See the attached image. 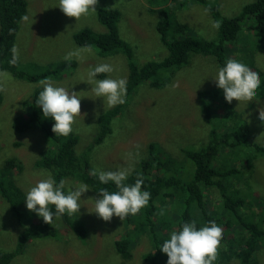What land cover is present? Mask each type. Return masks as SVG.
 <instances>
[{
  "label": "rangeland",
  "instance_id": "rangeland-1",
  "mask_svg": "<svg viewBox=\"0 0 264 264\" xmlns=\"http://www.w3.org/2000/svg\"><path fill=\"white\" fill-rule=\"evenodd\" d=\"M254 1L207 0L209 6L215 4L220 7L222 18L239 16L242 9ZM29 2L30 13L27 19L21 22L16 38L15 52L18 62L13 66L27 65V68L40 67V70H43L44 65H47L45 60H56L65 69H60L62 78L57 81L51 74L48 78L63 86L73 85L70 91H81L85 95H90L87 91L90 90L91 85L87 82H79L76 78L86 75L89 67L98 63V54L93 48L78 46L74 41V35L86 27L97 33H106L107 29L98 22L93 13L82 16L78 20L75 17L59 15L56 20L50 18L48 21H41L50 8H56V0H29ZM157 6L156 9L164 7L170 18L172 24L169 30V33H172L169 36L170 41L188 34L207 41L219 38L221 19L217 20L218 23L214 22L209 10L201 3L194 0H158ZM95 8H115L121 12L123 18L119 21L120 35L136 50L135 61L139 66L168 57V52L161 44L160 35L156 30L159 13L148 12L142 24L133 21L136 18L141 19L145 11L149 9L146 0H98ZM125 15L128 17L127 20L124 18ZM213 22L217 27H212ZM177 25H187L189 30L185 33L175 32ZM246 28L245 26L244 30ZM228 47L227 58L233 57V53L235 58L246 61L250 66L256 69L260 66L264 69L263 53L258 51L251 56L250 51L242 50L240 45L228 44ZM69 52H78V55H73L66 60L65 56ZM165 54L166 56L161 59ZM50 60L46 62H52ZM119 60L120 64L116 65L115 63ZM112 67L113 72L109 73L110 76L123 77L129 74L127 60L123 55L112 57ZM214 67L209 56L197 54L192 56L188 65L179 69H168V72L164 71L155 76L153 79H166L164 83L159 82L158 88H153L146 82L141 84L125 100L126 104L121 107L122 112L113 119L112 132L107 133L99 143H94L100 132L98 124L95 123L103 112L102 100L83 97L80 102L83 118L74 125L72 132L81 136L77 145L80 155H87V161L92 162V169L115 170L118 167L131 166L134 172L141 168L143 161L154 158L150 154V144L157 145L153 153H157L159 158L166 160L165 154L174 158L181 157V151L184 149H202L206 145L207 132L209 133L211 128L217 129L219 134H224L231 128H236V125L244 124L247 135L243 139L257 146L259 151L254 149V156H256L254 166L250 169L244 168V176L240 178L242 182L237 187L241 188L245 194L249 192L250 186L253 187L254 211L248 212V209L246 213L258 214L261 210L256 198L260 196V193L264 194V123L257 118V109L264 107V98L257 94L249 101L242 100L239 103L238 99L233 97L231 102L228 101L231 108L229 109L225 105L226 100L222 90L215 86L210 77ZM46 71L50 73L56 70L47 69ZM211 86H215L213 90L219 91L222 98L213 100L214 112L211 115V123H207L204 120L207 114L203 116L201 112L203 102L201 93L205 91L212 93ZM36 88H41L39 82L31 84L14 78L7 71L0 73V89L4 95V101L0 107V118H2L0 119V169L9 157H15L23 163L26 171L21 177L16 174V170L14 172L10 170L24 193L28 186L34 184L39 178L34 173L40 169H33V163L35 159L41 157L39 150H42L43 145L40 135L42 132L29 130L21 135L14 125L18 127V124H22L24 120L28 121V113L23 110L21 102L27 91ZM89 111H94V114L90 115L91 118L95 117L93 123L87 120ZM16 142H24V144L16 146ZM88 148L91 150L89 151ZM249 150L241 148L233 151L236 157L229 152L226 157L234 161V163L229 161L230 167L235 166V163L237 167L247 165V154L253 153ZM241 151L245 153L240 156ZM237 152L239 154H236ZM10 170L5 171L4 176L10 177L8 175ZM236 180L239 182L238 178ZM65 182L67 186L78 181L66 179ZM91 198L95 199L97 195L90 189L82 194L83 205L72 220L75 226L79 224L83 226L84 235H76V231L74 232L64 221L58 227L59 229L57 228L58 233L55 238L43 237L28 240L23 244L24 251L14 256L9 264H123L124 262L125 264H149L145 259V253L151 249L150 239L139 231L141 232L140 241H137L135 248L132 249L133 257L124 261L115 248V242L127 233L124 221L116 216H113L110 221H104L94 213H89L88 210L91 211L93 208ZM206 199L208 211L220 209L223 206L220 194L216 190H213ZM16 205L24 214L21 218V222L25 224L24 227L28 226L32 220L37 221L40 218L26 209L22 198L16 199ZM24 227L20 224L18 215L11 204L0 195V250L15 251L21 243L20 235ZM255 259L258 264H264V240L258 245ZM228 264H239V262L231 259Z\"/></svg>",
  "mask_w": 264,
  "mask_h": 264
},
{
  "label": "trees",
  "instance_id": "trees-1",
  "mask_svg": "<svg viewBox=\"0 0 264 264\" xmlns=\"http://www.w3.org/2000/svg\"><path fill=\"white\" fill-rule=\"evenodd\" d=\"M157 1L146 0L149 9L145 11L141 19L136 18L133 21L142 24L143 20L147 18L146 14L148 12L159 13L160 18L156 30L160 35L161 44L168 52V57L163 59L166 54L161 57L163 60L150 61L142 66L137 64L135 61L136 50L120 37L119 21L123 16L115 8H95L96 12H93L97 20L107 29L106 33H97L86 27L74 35V41L78 46L93 48L100 57L114 55L126 57L130 75L129 81L127 80L125 100L136 91L139 80H148L164 71L168 72V69L184 67L190 63L193 55L209 56L216 66L227 59L228 44L240 45L242 50H249L251 56L258 51L264 54V0H255L246 5L241 14L234 18H222L219 6L215 4L209 6L207 0H194L209 10L214 22L218 23L217 20L221 19L219 38L210 41L198 39L192 34L170 41L169 36L172 33H169V30L172 24L164 7L156 9L158 7ZM25 10V0H0V73L7 71L14 78L31 84L48 78L50 74L54 75L53 78L58 81L62 78L60 69H65L56 60H45L44 62L47 65H44L43 70H40V67H36L37 69L27 68V65L25 67L13 66L18 62L15 45ZM124 18L127 20V15ZM245 26L247 28L244 30ZM188 29L187 25H177L175 32L185 33ZM232 56L234 57L233 53ZM49 60L52 62H46ZM115 64H120V60ZM258 67L260 68H257V70L261 84L257 89V94L264 98V69ZM47 69L56 71H50L49 73L46 71ZM139 73L143 76L141 79H139ZM105 76L106 73H102L97 78H104ZM111 77L119 78L121 76ZM211 88L212 93L208 91L201 93L203 99L201 112L203 116L207 114V118L204 116L207 123H211V115L214 112L213 100L222 98L219 91L213 90L215 86H211ZM40 90L36 88L27 91L21 104L23 110L28 113L29 119L28 121L24 120L22 124H18V127L14 125V128L21 135L29 130L42 132L40 135L43 145L38 144L42 147V150H39L41 157L34 160L33 169H46L53 174L57 181L73 179L84 182L89 185L91 192L97 196V190L100 187H108L110 190H114L111 184L101 185L96 177L91 174V160L87 161V155L83 156L82 154L81 156L79 150H77L79 138L81 139L80 134L70 133L67 136H55L51 131L53 121L43 118L41 110L35 105V99ZM3 101L4 95L0 89V107ZM125 104L126 102L116 105L100 114L95 123L98 124L100 132L94 143L101 142L107 133L112 132V121L122 112L121 107ZM225 105L229 107L228 101H225ZM229 109L231 108L229 107ZM231 113L234 112L231 111ZM93 114L94 111H89L87 116V120L91 123L95 119V117L91 118L90 116ZM81 118L83 117H78L77 122ZM246 135L247 130L244 124H238L236 128L233 127L224 134H219L217 129L211 128L209 133L207 132L208 140L202 149H184L181 151V157L176 158L165 154L166 160L159 158L157 153H153V149L157 145H149L150 154L154 158L143 161L141 168L135 170L128 177V182L131 183L137 178L136 174L139 173L144 180L142 187L147 186L151 196L148 204L140 210L139 215L138 212L135 215L126 217L124 220L127 233L115 242V248L124 261L132 259V249L135 248L136 242L140 241L139 235L141 232L139 231H142L151 243L150 251L145 253L146 261L149 264H166L167 255L162 253L158 246L164 239L168 238L171 231L177 230L180 224L185 221L195 220L197 224H200L207 222L209 218H214L222 224L223 234L213 264H228L231 259L237 260L239 264H258L255 256L259 243L264 240V194L260 193V196L256 198L261 211H258V214L253 213L250 215L246 213V210L249 209L248 212L254 211L253 187L250 186L249 192L246 194L241 188L237 187L242 182L240 178L244 176V168L250 169L254 166V159L256 158L254 149L257 152L259 151L257 146L249 144L246 139H243ZM23 144L24 142L15 143L16 146H22ZM241 148L250 149L249 151L253 152L247 154L248 164L244 167L241 165L237 167L235 163V166L230 167L229 161L231 160L226 156L231 154L236 157L237 155L233 151ZM244 153L241 151L240 156ZM231 163H234V161H231ZM10 169L12 172L16 170V174L20 177L26 171L23 163L17 158L9 157L0 169V195L11 204L18 215L20 224L24 227L25 224L21 222L24 214H22L21 208L16 205V199H23L24 192L19 187V183L16 182ZM8 170H10L8 173L10 177L4 176L5 171ZM236 178L239 179V182ZM255 184L257 185V183ZM213 190L218 191L220 194L223 206L220 209L208 211L206 209V198ZM161 210H163L164 215H161ZM76 215L77 213L71 217L66 214L62 215L55 220L53 225L45 223L42 218H38L37 221L32 220L21 231V243L15 251L3 252L0 250V264H9L14 256L24 251L23 244L28 240L43 237L55 238L58 233L57 228L64 221L68 223L74 232L76 231V235H84L83 226L80 224L75 226L72 223Z\"/></svg>",
  "mask_w": 264,
  "mask_h": 264
},
{
  "label": "clouds",
  "instance_id": "clouds-1",
  "mask_svg": "<svg viewBox=\"0 0 264 264\" xmlns=\"http://www.w3.org/2000/svg\"><path fill=\"white\" fill-rule=\"evenodd\" d=\"M25 2L26 10L22 21L27 19L30 13V2L29 0ZM97 2L98 0H56V8H50L41 21H48L50 18L56 20L59 15L75 17L78 20L82 16L96 12ZM212 27L215 28L217 25L213 22ZM73 55H78V52H69L65 59ZM112 57L98 55V63L90 66L86 75L76 78L79 82H87L91 85L90 90L87 91L90 95H85L81 91H70L73 85L63 86L49 78L39 82L41 90L36 96L35 105L41 110L43 118L53 121L51 131L55 136H67L74 131L77 118L83 117L80 112V102L83 97L100 98L104 112L125 102L130 72L127 76L112 78L109 75L113 72ZM102 73H106V76L97 78ZM142 77L139 73V79ZM210 77L215 86L222 90L224 99L229 102L233 97L237 98L239 103L242 100L249 101L256 96L261 84L258 70L235 57L227 58L222 64L216 65ZM153 78L139 80L136 89L145 82L153 88H158L159 82L164 83L166 80ZM257 113V118L264 123V107H259ZM132 173L131 166L118 167L115 170L93 168L91 174L99 183L111 184L114 190L100 187L97 190V198H91L93 208L91 211L87 208L88 212L94 213L104 221H110L113 216L124 221L126 217L140 212L148 204L151 193L147 186L142 187L144 180L139 173L136 174L137 178L133 182H128V177ZM34 175L39 178L28 186L23 198L29 212H34L45 223L52 225L62 215L72 216L79 213L84 201L81 196L90 189L88 184L72 182L66 186L65 180L57 181L46 169H40ZM161 215H164L163 210ZM222 234L223 226L214 218H209L207 222L200 224L195 220L185 221L177 230L171 231L158 248L167 255L166 264H213Z\"/></svg>",
  "mask_w": 264,
  "mask_h": 264
}]
</instances>
